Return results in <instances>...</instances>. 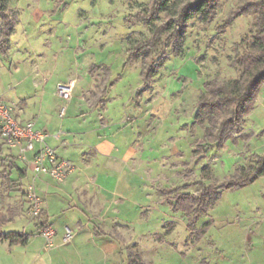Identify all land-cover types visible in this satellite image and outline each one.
I'll use <instances>...</instances> for the list:
<instances>
[{
	"label": "rangeland",
	"instance_id": "rangeland-1",
	"mask_svg": "<svg viewBox=\"0 0 264 264\" xmlns=\"http://www.w3.org/2000/svg\"><path fill=\"white\" fill-rule=\"evenodd\" d=\"M151 1L11 0L8 12L13 31L9 54H0V97L15 103L28 99L30 105L43 97L59 123L65 120L58 115L59 106L69 108L67 118L76 102H84L79 84L72 99H59L57 82L69 79L70 66L78 75L77 62L105 60L108 65L100 67L99 81L105 82L111 72L114 79L121 74L114 81L116 91L122 92L125 102L129 91L133 92L135 105H130L129 111L134 108V115L138 107L148 111L150 126L155 127L151 147L155 156L164 158L152 165L158 171L151 179L153 184L162 189L190 184L189 192L198 193L199 182L226 181L252 167L257 161L254 154L264 153V87L241 131L221 147L212 142L210 123H200L195 116L206 83L240 77L243 69L232 67L231 62L237 49L244 52L250 47L249 39L257 32L256 18L239 17L220 31L228 14L243 0H219L210 22L198 16L189 21L178 55L161 43L126 64L128 50L151 37L154 26L176 15L178 5L186 0H172L154 24L132 17L146 12ZM165 47L164 65L146 84L145 69ZM8 149L4 148V154L13 152ZM2 168L0 165V172ZM11 178L15 180L16 175ZM29 178H34L31 171ZM7 186L0 173V209L17 207L24 213L22 187L16 189L12 184L9 190ZM153 194L150 201L155 210H134L130 216L135 224L123 238L113 242L100 238L105 248L109 244L104 264H129L131 253L139 254L148 264H264V176L242 188L223 191L194 221L162 201L161 193L155 190ZM25 221L10 223L2 231H32L34 227L28 224L36 220L28 216Z\"/></svg>",
	"mask_w": 264,
	"mask_h": 264
},
{
	"label": "crops",
	"instance_id": "crops-1",
	"mask_svg": "<svg viewBox=\"0 0 264 264\" xmlns=\"http://www.w3.org/2000/svg\"><path fill=\"white\" fill-rule=\"evenodd\" d=\"M76 64L78 75L70 66L69 79L76 80L73 92L80 85V100L84 104L76 102L77 106H72L67 118L69 108L61 116L59 106L58 115L64 121L57 123L43 97L33 105L28 99L16 103L4 99L21 123L34 119L35 128L47 134L46 144L61 158L72 162L75 170L64 182L45 175L32 179L43 200L40 221L52 225L56 232L53 248L46 247V240L36 224L29 222L28 226L34 227L32 231H8L32 234L25 244H10L0 239V264H104L109 244L106 249L99 241L103 238L113 242L129 233L131 225L135 224L130 216L134 210H155V203L150 200L154 199L155 190L160 194L163 187L153 184L151 179L158 171L152 165L164 156L157 157L152 150L150 137L154 136L155 127L150 126L149 112L141 111L140 107L135 115L134 108L129 111L130 105H135L134 93L129 91L125 102L122 92L115 89L114 81L121 78V74L114 79L111 72L105 82L99 81L100 67L108 65L105 60L86 58ZM60 82L63 81L59 80L57 85ZM40 147L37 145L36 149ZM17 152L13 149L12 154L17 156ZM23 209L24 213L16 210L10 223L17 220L18 224L24 223L28 217L27 203ZM141 215L149 218V215ZM67 229L72 233L69 242H65ZM103 255L104 259H100Z\"/></svg>",
	"mask_w": 264,
	"mask_h": 264
},
{
	"label": "trees",
	"instance_id": "trees-1",
	"mask_svg": "<svg viewBox=\"0 0 264 264\" xmlns=\"http://www.w3.org/2000/svg\"><path fill=\"white\" fill-rule=\"evenodd\" d=\"M11 0H0V54H9V39L13 31L12 19L8 9ZM172 0H152L146 12H138L133 18L145 24H154L160 15L168 8ZM219 0H186L178 5L176 15L169 16L165 23L154 26L151 37L139 41L128 50L126 64L133 63L143 54L159 47L161 43L171 47L173 54L178 55L183 47L184 36L191 19L198 16L202 21L210 22L215 13ZM253 15L256 18L257 32L249 39L250 47L237 53L231 62L232 67H241L240 77L230 82L217 80L205 84V93L200 97L196 119L200 123L209 122V130L213 135L212 142L218 147L241 131L245 116L254 108L259 91L264 84V0H243L228 14L220 31L230 27L239 17ZM248 39L243 40L246 44ZM167 46V47H168ZM239 48V47H238ZM166 47L147 66L143 78L147 84L165 63ZM5 145L0 142V165L3 167L1 178L7 184H14L21 188V196L25 207V191L28 183L30 168L11 152L4 154ZM9 150V149H8ZM256 163L243 169L237 175L223 182L205 184L199 182L198 193L189 192L190 184L174 188L160 189L167 203L175 211H183L192 216L191 221L197 220L199 214L213 205L223 191L239 189L247 186L264 176V154L257 155ZM21 162V165L20 163ZM16 179H12V175ZM16 181V182H15ZM4 183V182H2ZM12 189V186L9 190ZM17 208L0 209V239L10 244H25L32 234L24 232H3L2 228L9 224L16 215ZM42 215L36 219L39 231L47 222L40 221ZM194 219V220H193ZM129 264L145 263L139 254L131 253Z\"/></svg>",
	"mask_w": 264,
	"mask_h": 264
},
{
	"label": "built area",
	"instance_id": "built-area-1",
	"mask_svg": "<svg viewBox=\"0 0 264 264\" xmlns=\"http://www.w3.org/2000/svg\"><path fill=\"white\" fill-rule=\"evenodd\" d=\"M76 80L61 82L57 85L59 97L65 101L72 98ZM67 106L61 108V116L65 114ZM47 134L35 128V121L21 123L13 113V109L0 97V142L9 149H17V157L30 167L34 177L48 176L57 182H64L75 170L72 162L61 158L55 149L46 144ZM40 145L37 150L36 146ZM32 153V156L29 154ZM25 200L28 204V216L36 220L42 215L43 200L37 193L35 180L28 183L25 191ZM39 234L45 238L46 247L53 248V238L56 234L52 225L46 223ZM72 238L70 229H67L65 242Z\"/></svg>",
	"mask_w": 264,
	"mask_h": 264
}]
</instances>
